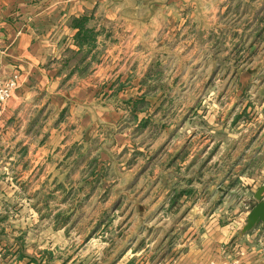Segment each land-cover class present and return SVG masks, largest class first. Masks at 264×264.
<instances>
[{
  "label": "crops",
  "instance_id": "crops-1",
  "mask_svg": "<svg viewBox=\"0 0 264 264\" xmlns=\"http://www.w3.org/2000/svg\"><path fill=\"white\" fill-rule=\"evenodd\" d=\"M247 1L0 0V78L18 77L16 90L0 107V163L7 159L0 177L22 158L37 165L33 177L44 178L46 161L54 159L58 174L51 175L57 183L59 174L73 170L89 184L101 167L88 172L85 163L77 164V156L68 152L71 146L79 147L80 156L99 158V164L106 163L109 154L125 157L135 149L147 153L153 177L147 187L148 182L141 183L145 175L138 177V164L119 170L113 187L118 185L123 196L136 188V204H125L120 195L112 203L127 206L125 221L132 220L128 212L136 207L142 209L140 222L147 220L144 212H150L152 222L165 211L156 220L166 221L162 237H176L160 261L149 255L135 261L138 248L126 247L118 251L117 264H264V224L241 232L256 203L253 195L264 184V96L259 104L242 107L250 119L210 121L209 134L228 131L229 126L231 132L207 137L186 153L187 143H180L178 136L189 108L159 101L158 95L174 92V81L161 87L155 80L158 63L183 64L176 74H164L166 79H183L204 75V64L212 62L207 76L215 77L218 63L233 61V48L242 44L249 65L232 81L233 94L242 95L251 85L254 56L264 62V8L255 15ZM83 16L95 33L91 46L88 39L78 44L73 21ZM258 44L263 47L260 56L253 55ZM255 124L259 127L254 134H232L234 127L248 131ZM147 140L148 147H136ZM171 143L180 145L169 148ZM161 154L168 158L164 167ZM63 164L68 165L66 171L59 168ZM124 174L131 179L122 182ZM109 189L110 183H104L102 191ZM157 236L149 254L156 252L152 243Z\"/></svg>",
  "mask_w": 264,
  "mask_h": 264
},
{
  "label": "rangeland",
  "instance_id": "rangeland-1",
  "mask_svg": "<svg viewBox=\"0 0 264 264\" xmlns=\"http://www.w3.org/2000/svg\"><path fill=\"white\" fill-rule=\"evenodd\" d=\"M247 2V8L254 14L255 11L264 8V0ZM261 12H264V9ZM260 38L261 42L264 34ZM222 48L224 51L228 50V47ZM255 48L253 55L258 53L260 56L263 53L259 52L263 49L262 45L258 44ZM233 49L235 50L233 61L226 59L218 63L219 72L215 77L207 76L210 71L212 72V62L204 64L207 70L204 75L200 77L191 75V78L183 79L180 77L166 79L164 76V74L168 76L171 72L176 74L183 68V64L158 63L157 65L159 77L155 79L156 83L161 87H166L173 80L175 87L174 92L170 90L166 94H161V97L158 95V100L165 104L169 103L170 106L189 108L184 115L185 126L178 136L180 143L183 141L187 143L186 153L207 137L222 138L227 134L226 132H231L229 126L228 131H220L216 135L212 132L209 134L210 121L219 118L225 120L233 118L234 122L238 116L240 118L238 117L237 120L250 119V113L246 112L247 107L251 108L259 104L264 96V87L261 85L264 84V62L258 61L257 56H254V72L250 87L242 95L233 94L235 93V85H232L233 78L243 67L249 65V61L243 58L246 55V46L239 44ZM243 106L247 107L243 109ZM258 127L255 124L249 126L246 131L245 126H237L233 128L232 134L240 132L251 135L257 132ZM136 144V147L140 144L148 147L150 141ZM178 145L180 144L171 143L169 148ZM68 150L77 156V159L75 158L77 164L85 163L84 166H87L88 172H93L100 165L98 176L92 178L89 184H83L81 181L83 175L73 170L67 174H59L58 178L61 183H57L52 178V175L58 174L56 167L53 166L58 161L54 159L46 161L49 165H46L47 173L44 178L33 177L32 175L38 168L37 165L34 162L28 165L22 158L15 159L16 161L10 166L11 169L7 170L8 175L0 177L2 181L0 183V264H117L118 257L121 256L119 252L126 247L138 248L132 256L135 261H141L147 255L154 260L157 258L159 261L162 260L165 251L172 246L176 237L175 234L172 236L168 233L167 239L162 237L166 233V221L156 220L161 217L162 213L165 216V211L160 210L156 220L152 222L147 218L150 212H144L143 218L147 220L140 222L143 219L140 220L141 217L138 218V216H141L142 209L139 210L136 207L135 213L132 210L128 212V217L133 215L132 220L125 221L122 213L127 206L124 207L123 203L118 205V200L112 203L115 196H123L118 185L113 187L116 183L112 182L114 176L118 177L119 170L129 169L138 164L137 166L140 167L138 177L145 175L141 183L146 181L148 182L146 186H149L151 180L149 178L153 177L150 172L153 168L150 166L152 161L146 157L147 153L144 155L134 149L125 157L109 154V160L99 164L100 159L89 153L81 157L79 155L81 151L77 146H71ZM163 160L161 165L164 167L168 158L164 156ZM6 161V158L2 159L0 166ZM67 166L63 164L59 168L66 171ZM21 172H25V175ZM131 177L124 174L121 177L122 182L130 180ZM106 182L110 183L111 189L102 191L103 184ZM136 191L134 188L123 196V199H126L125 204L128 201L136 204ZM146 204L149 206L150 200ZM130 233L133 234L132 237L128 236ZM155 235L158 236L156 242L152 243V252L154 249L156 252L149 254L150 242ZM128 254L130 255V252Z\"/></svg>",
  "mask_w": 264,
  "mask_h": 264
},
{
  "label": "water",
  "instance_id": "water-1",
  "mask_svg": "<svg viewBox=\"0 0 264 264\" xmlns=\"http://www.w3.org/2000/svg\"><path fill=\"white\" fill-rule=\"evenodd\" d=\"M264 184L253 195L255 205L249 210L245 224L241 229L242 233L251 230L258 224H264Z\"/></svg>",
  "mask_w": 264,
  "mask_h": 264
},
{
  "label": "built area",
  "instance_id": "built-area-1",
  "mask_svg": "<svg viewBox=\"0 0 264 264\" xmlns=\"http://www.w3.org/2000/svg\"><path fill=\"white\" fill-rule=\"evenodd\" d=\"M18 77L17 75L11 76L7 80H2L0 78V107L6 102L14 93L17 88ZM228 264H241L237 260H231Z\"/></svg>",
  "mask_w": 264,
  "mask_h": 264
},
{
  "label": "trees",
  "instance_id": "trees-1",
  "mask_svg": "<svg viewBox=\"0 0 264 264\" xmlns=\"http://www.w3.org/2000/svg\"><path fill=\"white\" fill-rule=\"evenodd\" d=\"M87 22H89V18L84 17V16L78 19H75L73 21V25H75L78 28L77 38L79 39L78 40L79 45H81L82 39L83 41L85 39H88L87 40L88 46H91L93 43L91 41L93 40V37H95V33L93 32L92 29H89L88 27H86Z\"/></svg>",
  "mask_w": 264,
  "mask_h": 264
}]
</instances>
